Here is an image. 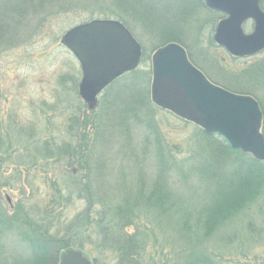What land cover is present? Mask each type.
<instances>
[{"label":"rangeland","instance_id":"rangeland-1","mask_svg":"<svg viewBox=\"0 0 264 264\" xmlns=\"http://www.w3.org/2000/svg\"><path fill=\"white\" fill-rule=\"evenodd\" d=\"M29 1L24 0L26 9L14 16L12 13L16 11L17 0H0L1 22L6 28L0 36V123L2 137L9 139L18 149L10 157H5L0 166V264H44V259L48 257L46 249L42 245L40 247L44 237L39 228L44 224V217L39 211L49 199L54 186L46 178L57 181L56 184L61 186L63 166L56 164L54 170L52 165L46 172L32 167L30 161L38 156L32 142L34 139L44 141L52 138L56 142L67 139L68 120L76 111L80 110L83 115L86 113L87 117L83 118L82 123L86 121L84 132L88 133L90 124L96 125L104 111L102 103L106 101L108 104V99L114 95L108 107V125H119L115 117L120 108L127 109L128 117L136 115L150 119L162 137L163 145L170 152L168 161L171 156L177 162L191 157L192 162H196V151L199 153L204 145L194 124L184 122L157 107L154 112L146 110L145 104L133 107L138 96L140 99L144 96L145 88L150 99L151 56L157 45L155 39L166 33L161 26L144 31L139 26L134 28L133 23L129 22L142 48L143 58L134 70L120 76L102 90L96 96L94 105L88 107L78 95L80 65L61 43V37L72 26L92 19L117 20L109 16L115 12L113 9L108 10L107 0H56L58 5L69 8L53 9L56 13L48 17L45 15L42 19L46 23L36 31V22L40 19L33 18L31 7L35 4ZM158 12H162L161 8ZM205 16L203 12L199 19L203 21ZM200 20L194 25L196 30L190 34L192 39L185 41L187 45L198 43V48L190 47L191 44L188 46L193 61L210 81H217L231 92L255 96L264 103V85L257 84L256 79H247L244 74L248 72L242 73L264 56V50L249 57H233L215 42H209V38L213 41L214 27L212 31L209 27L203 28ZM242 27L245 33H249L252 22L248 20ZM182 28L185 29V25ZM193 37L198 41L193 40ZM220 62L226 65L229 72L221 68ZM227 74H235L234 81L240 78L246 84L227 81ZM132 121L129 122L128 136H123L119 142L115 138L117 132L113 133L111 153L99 152L109 164L105 169L107 182L117 184L125 180L126 190L143 196L142 201H138L142 203L141 207L135 210L138 218L136 229L145 239L146 245L141 264H186L189 254L196 252H203L218 264H264V185L261 194L240 211L224 218L217 225L207 222V225L211 224L207 232L202 220H210L225 209H229L230 213L235 211L232 203L237 195L246 191L241 185L248 183L246 187H254V184H249V176L240 174L236 183L218 188L217 184L212 186L199 176L182 180L174 170L167 171L161 184L162 194L168 200L161 206L149 198L152 191L148 187L156 177V171L159 172L152 144L145 152L144 136L147 131ZM101 132L100 129L99 134ZM30 138L34 139L29 141ZM165 155L168 153L165 152ZM137 172L141 175L138 176ZM139 177H142L144 186L138 181ZM118 200L115 199V203ZM209 205L211 212L207 216L204 212ZM84 208V203L74 201L65 214L71 217ZM23 218L29 220L31 225ZM127 230L133 232L134 227ZM92 248L89 251L96 254ZM85 256L92 264L93 258L88 254ZM45 264H58V260L49 257ZM96 264L114 263L108 257L105 262L99 258Z\"/></svg>","mask_w":264,"mask_h":264},{"label":"trees","instance_id":"trees-1","mask_svg":"<svg viewBox=\"0 0 264 264\" xmlns=\"http://www.w3.org/2000/svg\"><path fill=\"white\" fill-rule=\"evenodd\" d=\"M30 1L35 4V6L31 7L33 9L32 16L36 20L40 19L39 21L45 15L46 17L54 15L56 11L54 10L55 12H53V9H59V7L62 10L69 8V6L58 5L56 0ZM107 1L109 3L108 10L113 9L116 13L109 16L120 21L134 37H136V34L129 27L130 21L133 23L134 28L139 26L144 31L151 29V27L161 26L166 33L159 35L155 39V42L157 40L155 49L171 41L177 42L186 49L189 59L196 66L197 64L193 61L188 46L191 44L190 47L198 48V43L193 45L189 43L187 45L185 41L192 39L190 34L196 30L194 25L198 24L199 17L203 12L206 16L203 21L200 20V23L203 22V28L207 29L209 27L211 31L217 21L223 17L221 13L207 9L203 0ZM24 3V0H20V2L17 0V8L14 7L17 12H13L12 15H20L23 12L22 9L25 8ZM260 6L264 10V0H260ZM159 8L162 10L161 13L158 12ZM117 14L123 17H118ZM156 17H158L157 20ZM1 21L0 17V36L6 31ZM39 21L36 22V31H39L46 23L44 19L40 23ZM183 25H185V29L182 28ZM193 40H197V38L194 39L193 37ZM209 42H213L212 38H209ZM245 72H248V74H244L247 79H256L258 81L257 84L264 85V56L253 62L247 69L245 68L242 73ZM234 83L246 84L245 80L240 81V78ZM218 84L220 85V83ZM131 87L132 89L135 88L134 86ZM225 88L228 89L227 87ZM145 91L146 88L143 91L144 96L142 99L138 96L139 99L134 101L133 107L138 108L140 104H145V106L147 105L146 110L154 112L156 107L150 102ZM111 98L113 100L114 95H111ZM255 98L257 99V97ZM110 99H108V104L104 101L106 107L102 103L104 111L96 125L90 124L88 133L84 132L87 127L86 121L82 123L83 118L87 117L86 113L83 115L78 110L68 120L67 139L61 142H56L52 138L44 141L34 138V140L29 139V141L33 140L32 143L35 144L34 148L38 154L29 163L32 167L40 168L46 172L52 165L54 170H56V164L60 167L61 165L63 166V173H60L62 175L60 179L61 186L56 184L57 181L46 178L48 183H52L54 186L49 199H47L43 208L40 211L38 210L41 216L44 217V224L39 228L44 237L40 247L42 245V248L46 249L45 252L48 253V257L44 259V264L49 257H55L58 260L60 251L66 249L80 250L83 255H90L93 258L92 264H96L99 258L105 262L108 257L114 264H141L146 245L145 239L140 236L136 229L135 223L138 218L135 210L141 207L142 203L139 202L142 201L143 196H140V193L134 195L130 190H126L125 180L117 184L116 182H107L108 178L105 174V169L109 164L106 163L107 160L99 152L111 153L113 133L117 132L115 138H118L119 142L123 136L127 135V132L129 133V122L131 120L136 126L143 127L147 131L144 136L145 152L147 151L146 148L151 147L152 144L151 148H153V154L156 159L155 165L157 170H159V172L156 171V177L148 187V190L152 191L149 195L151 201H155V203L162 206L164 201L168 200L167 196L162 194L161 181L165 178L166 172L170 170H174L182 180H187L189 176L193 177L196 175L212 186L217 184L218 188L228 183H236L240 174H247L249 176V184H254V187H246L248 183L241 185L244 186L243 188L246 191L237 195V199L232 203V209L235 211L230 213L229 209H225L216 213L210 220L207 218L206 221L198 217V219L202 220L201 223L208 232L211 224L207 225V222L214 225L219 224L224 218L240 211L261 194L264 185L263 162L254 159L249 154L232 149L223 137L218 134H207L196 125L194 127L198 130L201 141L204 145L206 144V147L204 145L201 147L199 153L196 151V162H192V157L177 162L171 156L170 161H168L167 158H169L170 152L165 148V144L163 145V139L158 131L156 132L155 124L150 119L140 118L136 115L128 117L127 109L120 108V113L118 112L117 117H115L116 123L119 125L116 127L108 125ZM257 101L264 118V103H261L259 99ZM103 114L106 119L103 118ZM101 116L102 119L100 121ZM125 117L126 119L128 118V121H126ZM263 127L264 120L263 125L261 124V132L264 135ZM1 128L2 125L0 123V166L3 164L5 157H10L12 152L18 150L9 139L2 137ZM100 129L102 132L99 134ZM204 149H207V151ZM164 150L168 155H165ZM205 152L206 157L204 156ZM139 161L141 162V160ZM163 171L164 173H162ZM137 174L138 176L141 175L139 172ZM63 178L66 179L65 182ZM138 181L144 186L142 177H139ZM62 182H64V185ZM115 199H119L118 203H115ZM74 201H81L84 203L85 208L68 217L65 214V210L72 206ZM210 212L211 207L209 205L206 207V213L204 212V214L208 216ZM23 221L31 225L26 218H23ZM131 227H134V231L128 232L127 229ZM90 247H93L91 250L94 249L96 254L89 251ZM192 255L189 254L186 264H218L203 252H196Z\"/></svg>","mask_w":264,"mask_h":264},{"label":"water","instance_id":"water-1","mask_svg":"<svg viewBox=\"0 0 264 264\" xmlns=\"http://www.w3.org/2000/svg\"><path fill=\"white\" fill-rule=\"evenodd\" d=\"M207 8L225 14L214 29V42L236 57L264 50V11L259 0H204ZM253 22L246 34L242 24ZM81 69L78 95L92 107L96 96L114 79L135 69L141 47L131 33L114 19H93L75 25L61 37ZM150 98L154 105L218 134L232 149L264 162L262 112L250 95L238 94L210 82L188 59L176 42L157 48L151 56ZM59 264H91L78 250L68 249Z\"/></svg>","mask_w":264,"mask_h":264},{"label":"flooded vegetation","instance_id":"flooded-vegetation-1","mask_svg":"<svg viewBox=\"0 0 264 264\" xmlns=\"http://www.w3.org/2000/svg\"><path fill=\"white\" fill-rule=\"evenodd\" d=\"M220 61H221V60H220ZM220 63H222V62H220ZM221 68H223L225 71L229 72V71H228V68H226V65L224 66L223 63H222ZM203 72H204V71H203ZM234 76H235V74H234V75L232 74V76H230L229 74H227V78H226V80L229 81V82H231V83H234V82H235V81H234V79H235ZM231 77H232V78H231ZM213 82L218 84L217 81H213Z\"/></svg>","mask_w":264,"mask_h":264}]
</instances>
